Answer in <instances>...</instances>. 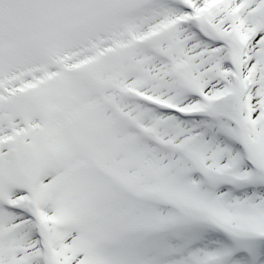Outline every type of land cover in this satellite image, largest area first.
I'll list each match as a JSON object with an SVG mask.
<instances>
[{"label": "snow or ice", "instance_id": "1", "mask_svg": "<svg viewBox=\"0 0 264 264\" xmlns=\"http://www.w3.org/2000/svg\"><path fill=\"white\" fill-rule=\"evenodd\" d=\"M0 264H264V0H0Z\"/></svg>", "mask_w": 264, "mask_h": 264}]
</instances>
